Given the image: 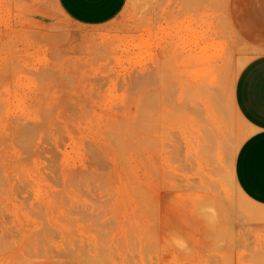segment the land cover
Listing matches in <instances>:
<instances>
[{
	"label": "rangeland",
	"instance_id": "rangeland-1",
	"mask_svg": "<svg viewBox=\"0 0 264 264\" xmlns=\"http://www.w3.org/2000/svg\"><path fill=\"white\" fill-rule=\"evenodd\" d=\"M261 55L264 0H0V264H264L235 178Z\"/></svg>",
	"mask_w": 264,
	"mask_h": 264
},
{
	"label": "crops",
	"instance_id": "crops-1",
	"mask_svg": "<svg viewBox=\"0 0 264 264\" xmlns=\"http://www.w3.org/2000/svg\"><path fill=\"white\" fill-rule=\"evenodd\" d=\"M62 1L72 16L89 23L101 22L123 4V0ZM235 105L251 129L237 154L236 182L247 198L264 207V55L249 62L240 73Z\"/></svg>",
	"mask_w": 264,
	"mask_h": 264
},
{
	"label": "bare ground",
	"instance_id": "bare-ground-1",
	"mask_svg": "<svg viewBox=\"0 0 264 264\" xmlns=\"http://www.w3.org/2000/svg\"><path fill=\"white\" fill-rule=\"evenodd\" d=\"M202 1V0H201ZM199 3V2H198ZM204 3V2H203ZM207 3V2H206Z\"/></svg>",
	"mask_w": 264,
	"mask_h": 264
}]
</instances>
